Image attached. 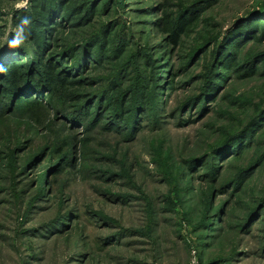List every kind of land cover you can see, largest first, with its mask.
I'll return each mask as SVG.
<instances>
[{"label": "rangeland", "instance_id": "rangeland-1", "mask_svg": "<svg viewBox=\"0 0 264 264\" xmlns=\"http://www.w3.org/2000/svg\"><path fill=\"white\" fill-rule=\"evenodd\" d=\"M64 1L0 0V264H264V0Z\"/></svg>", "mask_w": 264, "mask_h": 264}, {"label": "trees", "instance_id": "trees-1", "mask_svg": "<svg viewBox=\"0 0 264 264\" xmlns=\"http://www.w3.org/2000/svg\"><path fill=\"white\" fill-rule=\"evenodd\" d=\"M50 3H52V4H50ZM32 7H33L32 12H33V14H35V17H33L32 19H33L34 24L37 25L34 27H38V26L43 27L44 33L48 34V32L50 30L49 25L52 24L53 19H54V18H51L52 14L54 15V11L59 12L60 10H64L65 1L64 0H33ZM198 11H199V9H195L194 10V12L196 13L195 15H191L190 17H184L183 19H181L180 21H178L176 23L174 30H172V33L170 34L172 43L178 44L180 39H181V36L183 34H186L187 31L189 30V28L195 24V21H197L199 19V15H200V14H198ZM263 12H264V8L262 11L257 12V14H263ZM68 13H69V11H68ZM261 28H262V36L260 38L264 39V18L263 17H259V18L252 20L251 23H248V25H244V24L241 25L235 31L234 35H235V38H237L238 40L242 39V38H247L249 40L250 39H257V37H258L257 33L259 32V30ZM234 42L235 41H233V42L231 41L229 43V47H227V49L233 50V47L235 46ZM226 50L223 52L221 57L223 56L224 59H228L227 61H230V65L234 64V61H233L234 58H232L233 56L231 57L230 53H228V51H226ZM6 68H9V71L7 72V74H5V75H7V77H6L7 83L14 88L15 87L14 85H16L18 81H20V79L22 78L21 75L25 71L21 70V68L18 65L14 64L12 62H10L8 64V67L6 65ZM45 69H46V73H47V79L49 80L50 84H53V86H56V84H55L56 79L55 78L57 77V73H56L55 69L50 65L46 66ZM64 83H66V81ZM35 89L36 88H33V89L31 88V89H29V92L33 91ZM18 102H23V98L20 99ZM255 122H253L252 125L255 124ZM245 130L243 132H241L240 135L244 134V133H248V134H246L247 138H248L249 133L252 131V129L250 127H248ZM242 142H243V140H241L240 144Z\"/></svg>", "mask_w": 264, "mask_h": 264}, {"label": "clouds", "instance_id": "clouds-1", "mask_svg": "<svg viewBox=\"0 0 264 264\" xmlns=\"http://www.w3.org/2000/svg\"><path fill=\"white\" fill-rule=\"evenodd\" d=\"M28 6L29 0H19V2L15 5L17 10L27 9ZM31 24L32 20L29 16H24L20 18L19 23L15 26V29L11 34V38L6 40L7 47L9 49H20L25 44V42L31 35ZM7 71L8 69L6 68V66L2 62H0V73L6 74ZM193 264H196L195 260H193Z\"/></svg>", "mask_w": 264, "mask_h": 264}]
</instances>
